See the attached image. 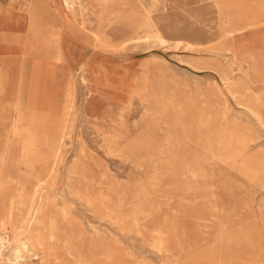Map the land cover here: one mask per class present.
I'll use <instances>...</instances> for the list:
<instances>
[{
	"label": "rangeland",
	"instance_id": "1",
	"mask_svg": "<svg viewBox=\"0 0 264 264\" xmlns=\"http://www.w3.org/2000/svg\"><path fill=\"white\" fill-rule=\"evenodd\" d=\"M215 1H48L82 57L40 62L35 82L25 61L31 103L16 108L31 0H0V231L20 233L16 202L41 179L22 224L40 257L18 264H264V127L248 111L264 117V23L227 36L237 5ZM237 1L264 18V0ZM126 16L151 17L165 42L122 46Z\"/></svg>",
	"mask_w": 264,
	"mask_h": 264
},
{
	"label": "bare ground",
	"instance_id": "2",
	"mask_svg": "<svg viewBox=\"0 0 264 264\" xmlns=\"http://www.w3.org/2000/svg\"><path fill=\"white\" fill-rule=\"evenodd\" d=\"M73 2H74V0H63V4L68 9L73 8L72 7L73 6ZM220 2H223L224 10L225 9L228 10L230 8H233L232 7L233 5H237V7L234 8V10H233L234 11V13H233V15H234L233 21L230 22L229 27L227 29H225V34H227V36L235 34V33H238V32H241V31L245 30L248 27L254 26L255 24L264 23V18H262V19H254V17L246 16L245 8L243 7V5H242V3L240 1H237V0H221L219 2L215 1V4L217 5ZM260 14L264 15V11H261ZM204 16H206V15H204ZM224 22H226V20H224ZM135 24H136V27L133 29L132 33L130 35H128V36H127V34H125L126 37L121 40L122 46H124L127 43H135V44H138V43L139 44H143L144 43L146 45V42H148L150 38H153L155 41H157L159 43L165 42V38L160 34L161 33L160 29L156 26L154 20L151 17L145 16V18H143V19H138L137 21H135ZM95 37L98 38V39H101V37H100V35L98 33H95ZM178 43H179V40H177L174 45H177ZM242 45H243V43H242ZM186 46L190 47L189 44H187ZM146 47H150V45L147 44ZM219 55H222V53L221 52H215V56L216 57L214 56L213 59H207V58H203V57L202 58L198 57L197 59H194V58H190L189 57V58H187L186 61H190V64L193 67H198L197 65L194 64L193 61H191L192 59H194V60H198L199 59V61H218L219 60L218 59ZM223 55H225V54H223ZM147 59H149L148 61H164L160 57L155 56L153 54L148 55ZM196 62H198V61H196ZM205 64H207V62H205ZM25 66H26V62H23L22 63V67H21V74H22L21 75V86L22 87H20V91L21 92H20L19 97H18V99L16 101V108L18 107L19 104H21V106L25 107V103H26V100L24 99V96H23V92H24L25 89L23 90L24 85L22 84L23 78L25 77V74H24L25 71H26ZM226 67L228 68L227 72L225 74L220 73V78L223 81V83L227 86V89L229 90V92L233 96H235L233 90H231V88H230V83H229V78H230L229 76L231 75V70L228 67V65ZM31 69L33 70V73H34L35 72V66H32ZM163 69H164V67H163ZM146 70H147V68H146ZM144 73H143V76H144ZM148 75H149V73H148ZM81 79L84 81L83 77H81ZM141 82H143V81L141 80ZM30 88H31V86H30ZM29 103H26V106ZM248 111H249L250 114H252L255 117L256 121H258L259 124L262 127H264V117H262L258 112H256L251 107H248ZM11 133L14 136L13 130H12ZM5 146L7 148L9 146V143L5 144ZM4 160H5V157H4V154H2L0 156V164H2V162ZM47 161H48V156H45V157H43L41 159V162L43 163L42 168L44 170L52 171L53 163H51L50 167L48 168L47 167ZM34 181H35V185H34L35 187H34L33 193L35 194L37 192V187L39 186L41 179H35ZM24 191H26V190L24 189L22 193H26ZM34 194L29 195V196L23 194V196L18 200V202H16L18 205L19 204H24L25 205L24 206V210H25V216L24 217H25V219H22L19 222V224H17L18 231H20V233L22 232V236L19 238L20 233L17 232L15 234L17 237L16 236L10 237V235H9L10 233L8 234V233H6L3 230L0 231V256H2V249L4 247H7V248L11 249L9 256L7 257L8 260H9L8 264H18L19 261L22 259V252H21L22 250L23 251H30L31 254L36 255L37 258L40 257L38 249H39L40 245L43 243L42 242V234H38L37 231L33 232L32 230L25 232V225H22V224H26V225L29 224L31 222V220L33 219L34 215L36 214V211L37 212L39 211V210H37L38 208H35V206H32V204L34 202V199H36ZM28 201H30L29 204H28ZM0 210H1V208H0Z\"/></svg>",
	"mask_w": 264,
	"mask_h": 264
},
{
	"label": "crops",
	"instance_id": "3",
	"mask_svg": "<svg viewBox=\"0 0 264 264\" xmlns=\"http://www.w3.org/2000/svg\"><path fill=\"white\" fill-rule=\"evenodd\" d=\"M48 1L50 0H31V3L27 8L28 24L25 35V42L23 43L24 44L23 49L25 50L26 54L24 53V57H22V61L24 62L30 61L29 62L30 67L35 66L34 73L33 70L31 69L32 82L36 81L38 66L40 62L55 61L57 63H61L67 61H77V53L78 55H80V53L77 52V50L82 49V46L84 44L82 41L73 39L71 37L70 38L67 37L68 33L65 31V28L62 27L63 25L62 19L64 18V16H62L59 24L55 25L56 23L52 20V16H51L53 11L45 8L47 6ZM62 4H63V0H62ZM63 6L65 5L63 4ZM54 7L57 11L60 8L59 4L54 5ZM65 8L67 7L65 6ZM46 17L50 19L43 20V18ZM133 18L134 16L125 17L127 30L130 31L129 33H126L127 35H130L133 29L136 27L135 21L132 20ZM19 35H20L19 33H15L13 35V38L16 41H18ZM80 56L82 57V55ZM148 60L149 59H147L146 56L144 59H141L140 61H148ZM88 61H93V60L90 59ZM31 97H32V88H31ZM30 107L33 106L30 105Z\"/></svg>",
	"mask_w": 264,
	"mask_h": 264
}]
</instances>
